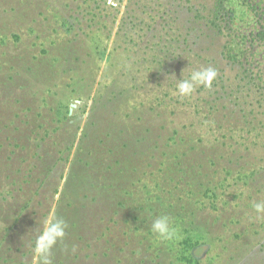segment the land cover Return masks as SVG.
<instances>
[{
	"label": "trees",
	"instance_id": "1",
	"mask_svg": "<svg viewBox=\"0 0 264 264\" xmlns=\"http://www.w3.org/2000/svg\"><path fill=\"white\" fill-rule=\"evenodd\" d=\"M6 1H8L9 12L11 11L7 22H13V27L26 32L25 28L32 29V23L35 22L30 11L25 10L29 7L28 5L45 9V12L52 11V13L61 5V0H50L48 4L46 0ZM141 2L142 6L137 3L138 8L134 9V12L147 14L144 20L150 23L144 25L147 26L146 33L153 34L155 38L157 32H162L165 37V44L159 52L163 56L154 60L156 65L154 71L166 77L167 88L176 86V79H187L194 70L207 67L216 70L217 75L211 85L197 88L196 96L194 93L188 97H181L178 94L177 97L168 99L172 106H174L173 103L181 105L186 100L193 99L194 106L202 109V114H196L197 116L194 117L195 124L199 125L200 133L204 129H207L205 132L212 130L209 134L211 139H206L207 142H205L198 135L195 137L197 141L190 138L186 140L176 133L172 136L169 134L163 139L162 154L167 155V159L159 163V168L163 169V174L165 171H168V174L165 179L163 176L160 177L161 179H153L156 188L160 187L161 182L163 184L167 182L169 186H172L171 189L161 191V194H164L163 197L154 196L150 191H145L146 185L140 187L141 178L136 179L135 176L143 165L144 171L139 176L145 174L147 169L155 168L157 137L156 140L154 135L133 136L127 139L120 146L123 149V157H120V161L116 159L113 161V164L123 163L120 176L117 174V178L112 174L104 176V180L109 182L103 185L105 191L103 208L110 214L113 210H124V213L129 216L136 215V221L141 218L143 222L141 225H144L146 234H141L140 243H145L151 252V264H159L160 255L167 250L175 255L174 261L177 263L202 264L203 253L210 249L215 241L210 229L215 225L218 217L219 219L221 217L217 216L214 221L212 218L200 221L197 213L204 212L207 217H210L213 212L217 215L225 213L227 220L222 224V228L228 230L237 223V217L243 216L246 206L255 201L247 200L244 202L247 205L243 203L230 206L229 201H222L220 197L228 191L237 193L240 198L245 193L251 194L256 188L259 191L264 188L259 189L264 185V157H258L255 153L264 150V77L257 74L250 75L247 66L255 53L257 57L264 59V0H252L251 3L243 0L242 4L233 0H141ZM73 3L74 7L70 9V12L68 3L64 5L65 16L57 12L53 17L60 16L53 20L54 27L64 29L68 36L62 46L63 49L61 48L64 51L63 54L59 53L58 57L47 63L48 65L45 64L49 67L48 69L44 67L41 59L32 56L30 50H24L23 53L26 54L21 53L23 62L18 63V67L7 65L8 71L12 70L9 76L11 84L21 80L25 88L28 86L31 88L32 80L36 82L35 91L40 89L41 93L46 94V97L43 94L39 95L35 106L39 111L38 117L45 116L47 125L46 129L41 130L42 136L35 130L42 128V124L31 126L27 130L35 136L31 139L34 140L35 150L32 149V152H29L27 149L25 156L27 165L23 170L20 167L14 168L2 178L3 172L7 169L0 167L3 169L0 170L1 180L5 179V182L11 185L21 184L19 193L25 197L20 201L9 192L5 193V196L0 194V264H25L18 253L24 250L30 254L36 248L41 233L38 220L44 221L46 213L34 218L37 211L32 204V199L39 196L42 198L41 201L45 202L57 193L63 177L60 167L67 162L75 144V134H68L64 138L49 136L50 132L57 133L65 122H70L73 118L68 105L74 102L76 97L72 94L65 95L66 89L69 86L78 87L79 90L84 89V86L78 85L75 77L72 76L76 75V71L72 67L68 68L66 63L69 61H65L64 64L62 61L67 60L66 57L73 61L77 60V50L85 42L88 44L85 46L89 47L95 58L99 57L100 53L103 54L106 50V44L103 45V42L110 37L112 24L111 27L107 24L108 16H104L102 12L114 13L106 8L105 0H75L71 4ZM109 8L112 9L111 6ZM249 10L254 11L255 21L252 17L248 20ZM110 19L113 20V17ZM245 20H248L249 26L252 27L250 32L239 26ZM82 22H87L88 26L96 28L97 33L90 37V34L82 30ZM23 36L21 32L16 40L20 42ZM247 38H252L255 44L248 46V41H245ZM249 51H253L250 57ZM71 60L70 62H73ZM84 63L85 61H82V64ZM261 64L262 61H258V66ZM60 70V74L66 75V80L70 84L65 83V86L55 84V81L59 80L56 74ZM51 95L56 98L50 105L47 99ZM7 126L5 125L4 129ZM120 133L124 134L123 131ZM213 134H216L215 138L212 137ZM47 137H49L51 149L43 145ZM219 151L221 154L218 153ZM253 153L256 156L250 155ZM8 155L6 162L10 163L4 165V168H9V164L14 162L11 156L15 155V152ZM223 158L225 160L218 161ZM2 159L0 154V162H3L4 159ZM129 164L132 167H128ZM105 169L113 170L111 165L103 171ZM126 169L135 179H132L130 173L124 172ZM32 183L34 184L30 186L27 194L24 189L27 187L23 185ZM45 185L48 186V195L45 191H41ZM136 189H140L138 190L140 194ZM8 197H10L9 200ZM130 199L137 200L139 203ZM154 199L156 200L153 201ZM130 201L135 205L131 206ZM100 205L98 204L99 210ZM247 213L250 216L248 222H245L242 227V236L249 235L251 228L256 227L254 223L261 226L263 222V217L257 218L256 215L254 216L255 213L251 214L250 211ZM29 214L31 216L28 218ZM160 215L172 218L173 226L178 232L177 238L171 241L156 238L151 231V224ZM19 231L23 237L18 234ZM60 238L54 242L56 247H63L65 244ZM28 253L22 252L24 256ZM207 264H211V261L208 260Z\"/></svg>",
	"mask_w": 264,
	"mask_h": 264
},
{
	"label": "rangeland",
	"instance_id": "2",
	"mask_svg": "<svg viewBox=\"0 0 264 264\" xmlns=\"http://www.w3.org/2000/svg\"><path fill=\"white\" fill-rule=\"evenodd\" d=\"M9 1L13 2V0ZM72 1L75 0H61L60 7L54 13L28 5L29 7H26L25 10L26 12L30 11L35 22L32 23V29L25 28L27 33L13 27V22H7L11 13L7 5L8 1L0 0V154L4 159H2L3 162H0V167L3 166V169H7L3 172L2 178L14 168L20 167L23 170L26 167L27 149L29 152H32V149L35 150L34 140H31L35 136L27 131L29 127L42 124V128L35 129L42 136L43 131L41 130L46 129L47 125L44 120L45 116L38 117L39 111L35 106L39 95L43 94L42 91L40 89L35 91L36 82L34 83L32 80L31 88L29 86L25 88L21 80L11 84L9 76L12 74V70L8 71L7 65L18 67V63L23 62L20 57L21 53L26 54L23 53L24 50H30L32 56L41 59L44 67L48 69L47 63L58 57L59 53L63 54L62 46L68 36L64 29L54 27L53 20L60 16L53 17L57 12L59 15L65 16L64 5L67 3L70 12V9L74 7V3L71 4ZM105 1L106 8L114 13L102 12L104 16H108L107 24L109 26L112 24L110 37L103 42V45L106 44L105 52L95 58L91 50L88 49L89 47L85 46L88 45L85 42L77 50V60L73 61L66 57L67 60L62 61V64L69 61L66 63L68 68L72 67L76 71V75L72 76L75 77L78 85L84 86V89L79 90L78 87L72 86L66 89L65 95L72 94L76 97L74 102L68 105L73 118L70 122H65L60 131L50 132L49 136L64 138L68 134H75L76 140L67 162L60 167L63 177L60 180L57 193L45 202L41 201L42 198L39 196L32 199V204L37 211L34 218L40 217L42 213H46V216L44 221L38 220L41 233L36 248L30 254L24 250L18 253L25 264H151V252L145 243H140L141 234L145 233V227L141 225L143 223L141 218L136 221V215L129 216L124 213V210H113L110 214L106 213V209L103 208V194H105L103 185L109 182L104 180V176L110 174L116 178L117 175L120 176L123 163L113 164V161L115 159L120 161V157H123V149L120 147L122 143L133 136L145 137L148 135L151 137L154 135L155 140L157 137L158 141V150H155L156 166L154 169H147L145 174L139 176L144 171L143 165L142 168H139L138 175L135 173V176L136 179L141 178L140 187L146 185L145 191L148 190L154 196L163 197L164 194H161V191L171 189L172 186H169L167 182L164 184L161 182L160 190L153 184V179H161V176L165 179L168 174V171L163 174V169L159 168V163L167 159V155L163 156L162 154L163 139L169 134L172 136L175 133L186 140L190 138L197 141L195 137L198 135L205 142H207L206 139H211L209 134L212 133V130L205 132L207 129H204L200 133L199 125L195 124L194 117L197 116L196 114H202V109L194 106L193 99L186 100L181 105L173 103L174 106H172L169 104V98L177 97V88L176 86L167 88L166 77L154 71L156 68L154 60L163 56L159 52L162 45L165 44V37L162 32H157L155 38L153 34L146 33L147 26L144 25L150 23V21H145L147 14L134 12L138 5L142 6L141 0ZM233 1L239 4L243 3V0ZM245 1L246 3L252 2V0ZM46 2L48 4L51 1L46 0ZM147 12H149L148 9ZM249 12L248 20L252 17L255 21L254 11L249 10ZM112 17L113 20L110 19ZM248 20L239 26L250 32L252 27L249 26ZM16 21L18 22V19ZM50 21L52 22L49 24ZM81 26L82 30L90 34V37L97 33L96 28L88 26L87 22H82ZM21 32L24 36L18 42L16 37ZM160 37H162L161 40ZM241 41L243 42V38ZM245 41H248V46L255 44L252 38H247ZM65 46L68 47V45ZM252 52H248L249 57ZM82 61L85 63L82 64ZM250 61L247 65L249 74L264 77V59L257 57L255 53ZM258 61H262L261 66H258ZM177 70L179 71V69ZM60 73L61 70L56 74L59 80L55 81V84H63L62 86H65V83L70 84L66 80L67 76ZM16 79L18 78L16 77ZM197 88L200 89V86ZM198 89L194 92L195 96ZM43 95L46 97V94ZM51 96L47 99L50 105L51 101L56 98V96ZM22 111H25V114ZM5 125H8L6 129H4ZM55 125L57 126V124ZM148 129L150 132H146ZM120 131H123L124 134H121ZM212 137L215 138L216 134H213ZM48 139L49 137L46 138L43 145L49 146L51 149L52 146ZM13 152L15 155L11 157L14 162L9 164V168H4V165L10 163L6 162L9 157L8 153ZM255 153L258 157H264V150ZM250 155L256 156L254 153ZM223 160L225 158L218 161ZM109 165L113 170L105 169L103 171ZM129 166L132 167L131 164ZM35 172L38 173L37 170ZM124 172L130 173L128 169ZM131 177L135 179L132 174ZM5 181V179L1 180L0 176L1 195L5 196V193L9 192L11 196L20 201L25 198L19 193L21 184L11 185ZM33 184L23 185L27 187L24 188L27 194ZM263 187L264 185L259 189ZM47 188L48 186L45 185L41 191H45L48 195ZM138 190L137 192H139ZM258 191L256 188L251 194L245 193L240 198L237 193L226 191L220 198L222 201H229L230 206L242 205L247 200H250L249 202L264 200V188ZM242 198L244 200H241ZM9 199L10 197H8ZM134 201L139 203L137 200ZM129 203L131 206L135 205L131 201ZM98 204L101 206L100 210ZM245 204L247 205V203L243 205ZM252 204L249 203L246 206L243 216L237 217V223L228 230L222 228V224L227 220L225 213L217 215L216 212H213L210 217L204 215V212L197 213L200 221L210 218L214 221L217 216L221 217V219L218 217L215 225L210 229L211 236L215 241L211 248L203 253L202 264H207L208 260L211 261V264H264V217L261 226L254 223L256 227L251 228L249 235L242 236V227L245 222H248L250 216L247 211H250L251 214L253 212ZM44 205L45 208H43ZM30 216L29 214L28 218ZM57 220H62L65 225L64 235L60 238L62 242H65L64 248L56 247L53 242V240H59L54 237V225ZM18 234L23 237L20 231ZM22 252L28 253V255L24 256ZM174 257L175 255L167 250L160 255L158 262L159 264H180L174 261Z\"/></svg>",
	"mask_w": 264,
	"mask_h": 264
},
{
	"label": "clouds",
	"instance_id": "3",
	"mask_svg": "<svg viewBox=\"0 0 264 264\" xmlns=\"http://www.w3.org/2000/svg\"><path fill=\"white\" fill-rule=\"evenodd\" d=\"M216 70L212 67L201 68L191 72L187 79H176V88L181 97L191 96L199 86L208 87L216 77ZM252 210L257 218L264 217V200L255 201ZM64 222L57 220L54 225V237L59 238L64 235ZM151 231L156 238L162 241H171L177 238V229L173 226L172 218L167 215H160L152 221ZM55 242V240H53Z\"/></svg>",
	"mask_w": 264,
	"mask_h": 264
}]
</instances>
